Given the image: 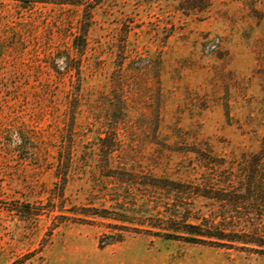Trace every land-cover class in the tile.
<instances>
[{
	"label": "rangeland",
	"instance_id": "rangeland-1",
	"mask_svg": "<svg viewBox=\"0 0 264 264\" xmlns=\"http://www.w3.org/2000/svg\"><path fill=\"white\" fill-rule=\"evenodd\" d=\"M85 1L0 0V264H264V0Z\"/></svg>",
	"mask_w": 264,
	"mask_h": 264
},
{
	"label": "trees",
	"instance_id": "trees-1",
	"mask_svg": "<svg viewBox=\"0 0 264 264\" xmlns=\"http://www.w3.org/2000/svg\"><path fill=\"white\" fill-rule=\"evenodd\" d=\"M16 2H19L21 4L24 5H29V4H37V3H50V4H56V5H73V6H82L85 5V0H13ZM85 10L86 13L88 15H90V10L86 9L85 6ZM79 38L81 39V43L82 46L85 45V35H80ZM207 197V195H206ZM216 198V199H222L220 196H212V198ZM194 231L188 232L189 235H191L189 239V241H202L200 240V238L203 239H207V240H211V241H215V242H211V243H222V242H231V243H236L237 241L234 238L231 237H227V236H223L220 233H210V232H203V230H201V228L198 226V228L193 229Z\"/></svg>",
	"mask_w": 264,
	"mask_h": 264
}]
</instances>
